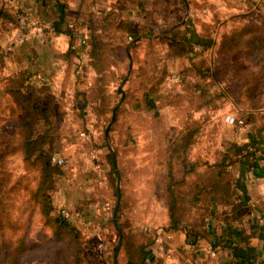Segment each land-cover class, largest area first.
<instances>
[{
    "label": "rangeland",
    "instance_id": "374dc122",
    "mask_svg": "<svg viewBox=\"0 0 264 264\" xmlns=\"http://www.w3.org/2000/svg\"><path fill=\"white\" fill-rule=\"evenodd\" d=\"M175 2L174 6L134 18L144 37L132 52H123L115 59L118 76L109 90L114 92L118 111L108 137L105 128L111 113L102 118L94 113L95 78H88L91 86L85 84L86 79H78L74 72L76 60L65 56L47 67L46 56L25 52L16 62L11 50L15 43L0 37V77L15 71L13 67L17 65L16 71L29 70L36 90L42 84L48 86L57 134L54 155L65 161L58 167L53 189L48 191L52 208L45 215L42 203L32 199L40 182L39 172L24 160L21 150L5 148L8 138L4 134L18 131L15 118L20 114V105L10 94H3L0 152L10 150V154L0 169V264H66L74 257L77 244L70 237L60 238L52 223L61 208L75 214L72 221L82 234L84 264H114L118 246L117 263L127 264L112 222L117 179L110 183L111 148L125 197L119 219L127 224V232L142 231L152 237L148 229H165L167 213L162 198L168 165L172 163L177 172L183 169L181 158H172V144L180 145L194 129L185 156L200 165V170L205 162L212 163L223 156L231 161L252 158L259 153L251 155V148H264V51L246 58L222 46L235 30L255 26L264 30V0H205L204 5L202 0H191L189 7L180 0ZM9 8L15 10L17 18L22 13L35 21L27 9ZM208 31L213 44L207 49L186 44L182 38ZM25 36L18 40V48H23ZM41 39L45 42L39 44L40 48L50 45L47 33ZM75 39L72 44L79 47V38ZM81 39L82 47L89 50L88 37ZM180 50L185 54L172 55ZM34 68L38 70L36 74L30 71ZM186 68H193V72ZM247 112L260 113L259 118L251 123L236 121ZM39 127L47 126L41 121ZM229 170L234 178L232 168ZM105 204L109 205L108 215L103 213Z\"/></svg>",
    "mask_w": 264,
    "mask_h": 264
},
{
    "label": "trees",
    "instance_id": "16d2710c",
    "mask_svg": "<svg viewBox=\"0 0 264 264\" xmlns=\"http://www.w3.org/2000/svg\"><path fill=\"white\" fill-rule=\"evenodd\" d=\"M129 1L132 2V0ZM202 1V5L206 4L205 0ZM149 3H151V6H145L142 9V17H144V13H152L155 9L161 7L160 0H150ZM20 11L19 9L18 12ZM14 13L15 10L0 4V37L6 36L19 27V19ZM66 15L65 6L61 2H57L56 15L49 21L48 26L55 33H63L69 37V48L66 50V55L72 57V60L76 59L74 66L76 77L78 79L85 78L90 70L95 73L93 102L97 104V107L94 113L97 117L102 118L107 112H110V121L114 113L115 119L109 129L111 130L118 111V106L114 102V92L109 90L110 84L114 85L118 76L115 59L123 52L128 54L137 47L144 37L142 27L129 15L115 17L110 12L102 14H97L94 11L89 12L83 23V26L88 30L87 37L90 40V48L85 55L86 62H84L83 58L81 59L84 56L80 53L79 48L74 47L72 44V41L76 40L75 37H77L75 33L76 25L68 23ZM197 22L202 21L198 20ZM207 33H191L190 37L183 36L182 38L186 44L195 43L200 45L201 48L207 49L213 44L212 39L208 36L210 32ZM222 46L227 52H234L246 58L254 57L264 51V30L259 29L257 26L235 30ZM183 54L185 52L180 50L172 55L180 56ZM186 70L193 72V68H186ZM183 75L184 81L185 72ZM31 81L29 70L26 69L22 71L15 70L0 77L2 93V95L0 94V100L3 94H10L20 105V114L18 113L19 116L15 118L17 122L15 127L18 126V131L10 130L11 135L4 134L3 137L8 138L5 148L21 150L24 160L29 161L30 166L39 172L40 182L32 194V199L41 202L44 206L43 213L48 215L49 210L52 208L48 191L53 189L54 177L60 171L59 166L52 161L57 139L56 127L51 114L53 100L46 84H42L40 89L36 90ZM41 93L43 96H39ZM81 96L85 97L84 93H81ZM83 104L84 102L79 106L81 107ZM259 115L260 113L247 112L245 116L242 115L243 117L236 121L251 123L259 118ZM41 121L45 123L46 128L40 129ZM194 131L193 129L187 133L182 138L180 145L172 144L170 150L172 158H181L182 161L180 162L183 164V169L177 172L172 163L168 165L164 186L165 193L162 198L168 223L163 232L183 231L188 244L192 246H195L199 240L209 235L212 248L231 249L237 264H252L248 258L237 255V245L235 244L233 232L221 231L220 234L216 233L215 222L221 219L214 211L217 205L230 207L229 214L223 216L226 220L237 219L245 213L247 206V200L237 193L234 178L229 170L233 165V161L227 160L223 156L212 163L205 162L202 165L203 170L199 169L200 165H197L196 162L188 161L185 154ZM17 136L20 137L17 138ZM257 137L259 138V135ZM104 141L109 146L106 137ZM10 150L0 152V169L4 167L5 156L10 154ZM112 153L115 156V151L111 148L110 159H112ZM109 174L111 175H109L110 183L113 184L114 178L115 180L119 178L113 163ZM2 184L3 181H0V190ZM122 194L120 190L116 223L121 230L122 247L127 255V264H163V260H156L150 255V250L154 245V236L131 229H127L129 232L126 231L127 224H123L118 216L123 207L124 196ZM115 195L117 196L116 187ZM191 222H195L200 229L193 226ZM52 223L59 232L60 238L70 237L72 243L77 244L76 255L67 260L66 264H84L81 250L82 234L74 226L73 221L65 218L59 210L58 216L52 219ZM241 241L246 243V237H242ZM9 264L12 263L9 262ZM13 264L15 263L13 262Z\"/></svg>",
    "mask_w": 264,
    "mask_h": 264
},
{
    "label": "crops",
    "instance_id": "0c3cea01",
    "mask_svg": "<svg viewBox=\"0 0 264 264\" xmlns=\"http://www.w3.org/2000/svg\"><path fill=\"white\" fill-rule=\"evenodd\" d=\"M150 0H2L5 6L13 8L27 9V12L33 16L35 21L49 24V21L56 15L57 2H61L66 8V18L68 23L76 25L75 33L79 38V50L82 56L88 53V50L82 47L80 39L87 37V29L83 26L89 12L94 11L97 14L110 12L113 16L129 15L132 18H140L142 9L145 6H151ZM186 7L191 6V0H180ZM161 8L164 6H174L175 0H160ZM118 14V15H116ZM45 30V31H43ZM47 33L50 38V45L41 46L39 44L44 40L41 35ZM18 30L15 29L6 36L5 42L15 43L13 46L12 56L17 62L22 54L35 52L46 56L47 67L50 64L58 63L57 58L61 61L65 58V51L68 48L69 37L63 33H55L52 29H40L37 26L32 27L25 36L23 48H18ZM41 39V41H39ZM21 41V40H19ZM83 58V59H82ZM84 60V57H81ZM76 60V59H75ZM58 65V64H57ZM55 68L56 66L53 65ZM52 66V67H53ZM13 68L17 69V65ZM41 70H45L42 68ZM65 70V69H63ZM34 74L38 72L37 68L30 69ZM40 71V70H39ZM41 74V73H39ZM95 78V73L90 70L87 77L80 78L82 81L86 79L85 84H89V79ZM82 83V82H81ZM79 84V83H78ZM91 86V82L89 84ZM242 124V123H241ZM252 154L259 153L256 157H239L233 161L232 172L234 174V185L237 193L247 200L245 213L234 220H226L223 216L229 214L230 207L225 205H217L214 208L215 214L219 215L220 220H216V233L221 231L233 232L237 245V255L246 257L252 264H264V148H251ZM165 210V208L163 207ZM75 214H73L74 217ZM168 218L166 217L164 226L166 227ZM193 226L197 224L191 222ZM93 230V227L92 229ZM172 238L171 258L172 264H237L233 256L232 250L228 248H212L210 244V236L206 235L204 239L199 240L195 246L188 244L186 235L183 231L168 232ZM242 237H246V243L241 241ZM152 257L163 260V264H167V256H164V250L161 244L154 245Z\"/></svg>",
    "mask_w": 264,
    "mask_h": 264
},
{
    "label": "built area",
    "instance_id": "2783aa9c",
    "mask_svg": "<svg viewBox=\"0 0 264 264\" xmlns=\"http://www.w3.org/2000/svg\"><path fill=\"white\" fill-rule=\"evenodd\" d=\"M18 19H19L20 31H19V35L17 36V40H22L24 36L29 33L32 27L37 26L40 29L49 28L47 23L29 20V16L27 14H22V13L18 14ZM52 161L58 166H63L65 163L64 159L58 155H54L52 158ZM103 211L105 215H108V211H109L108 204H105V206L103 207ZM61 213L65 218L69 220L73 219V214L66 208H61ZM148 232L153 233L155 245L161 244L162 249L164 250V256H167V261L170 260L171 252H172L171 251L172 238H171L170 233L159 232L155 230L152 232L151 228L148 229ZM167 264H172V261H168Z\"/></svg>",
    "mask_w": 264,
    "mask_h": 264
},
{
    "label": "water",
    "instance_id": "95a60500",
    "mask_svg": "<svg viewBox=\"0 0 264 264\" xmlns=\"http://www.w3.org/2000/svg\"><path fill=\"white\" fill-rule=\"evenodd\" d=\"M118 91L121 92V88H119ZM122 97H123V94H122ZM114 119H115V116L113 113L110 123L105 128V136L106 137H108V132H109V129H110L111 124L114 121ZM112 163H113V167L116 168V166H117L116 165V159H115V156L113 153H112ZM116 193H117V196H116V202H115V205L113 208L112 222H113V225L115 226V228L117 229V231L119 233V243H121L122 242L121 230L118 228L117 223H116V213H117V209H118L119 201H120L119 179H117ZM118 249H119V246H118V248L117 247L115 248L116 253L114 254V264H118L117 263V251H118Z\"/></svg>",
    "mask_w": 264,
    "mask_h": 264
}]
</instances>
